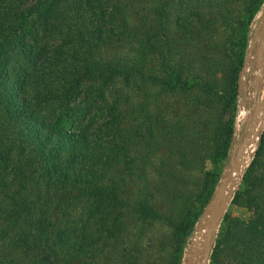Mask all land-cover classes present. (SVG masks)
I'll use <instances>...</instances> for the list:
<instances>
[{
    "label": "trees",
    "instance_id": "trees-1",
    "mask_svg": "<svg viewBox=\"0 0 264 264\" xmlns=\"http://www.w3.org/2000/svg\"><path fill=\"white\" fill-rule=\"evenodd\" d=\"M263 5L0 0V264H183ZM231 204L208 264H264V130Z\"/></svg>",
    "mask_w": 264,
    "mask_h": 264
},
{
    "label": "rangeland",
    "instance_id": "rangeland-1",
    "mask_svg": "<svg viewBox=\"0 0 264 264\" xmlns=\"http://www.w3.org/2000/svg\"><path fill=\"white\" fill-rule=\"evenodd\" d=\"M263 13H264V5H263L262 10L258 13L256 20L252 26L251 32L249 33L250 39H249V45H248V49H247V57H246L247 62H246V65H244V69H243V72L241 74V82H240L241 93H240V97H239L238 110H237L236 120H235V132H234L235 147H238V150H239L238 145L242 141V140L240 141L241 137H242V139H246V140L244 142L242 153L238 158V160H239L238 167L235 169V172L232 176V179L226 188L225 196H226V194L229 193L232 185L237 180L238 176L241 173L242 174H241L239 180L237 181V183L234 187V190L230 196V199H229L227 205L223 208L222 216H221V219L219 221V225L217 227V230L221 224V221H222L224 214H226L227 212H230V214L233 218H237V217L248 218L251 215V211H249L246 207L233 205V204H231V202L235 196L236 190L239 188V185L242 182V179H243V176L245 174L247 167L249 166L251 160L253 159V157H254L257 149H258L261 133L264 130V123H263L262 129H261V124H262V121L264 120V104H263V102H264V59L262 61V66L259 67L258 66V62H259L258 58H259L260 43L258 41H255V39H254L255 31H256L257 27L259 26V23L261 21V17L263 15ZM250 48L252 49V51H251L252 53L248 57V50ZM257 102H260V106L262 105V111H261L260 118H259V121L257 124V128L254 129V137H249L248 132L250 131L251 123H250V125H248V120H249V118H251V113L249 114L247 121L244 124H242V125H244V127L242 126L239 129L236 127L237 115H238L240 106L243 105L244 103L249 109H252V107L254 105L256 106ZM236 132H238V134ZM251 139L253 140V145H252V149L250 151V154L248 156L249 145H250ZM257 141H258V144L256 147ZM241 144H240V146H241ZM231 156H232V154H231ZM230 160H231V157H230ZM229 168H230V161L228 163H225L222 166L221 178L219 181L218 188L222 184L223 180L226 178L228 171H229ZM218 188H217V190H218ZM217 190H216V192H217ZM219 195H220V192H219ZM219 195H218V198H219ZM214 198H215V196H214ZM214 198L209 202V204L205 208L204 212L202 213V215L198 219L194 234H193L189 244L187 245V247L185 249V253H184V257H183V264H202L203 263L205 250H206L205 236L208 232V229L205 227L203 234L201 233L200 229H202L204 225H207L210 228V221H211V219H210L211 215L210 214H211V208H212ZM218 198H217V201H218ZM151 230L153 232H155L156 235H159L161 237L163 235V233L167 231V228L165 226H163L161 223L156 222L151 226ZM217 230H216V232H217ZM215 236H216V233H215ZM206 240H207V236H206ZM214 240H215V237H214ZM213 244H214V241H213ZM155 246L152 247V249L149 251H152L154 253L158 252V248H157L158 245H155ZM212 247H213V245H212ZM161 249L163 250V255L166 256L167 252L169 251V248H167V247L162 248L161 247Z\"/></svg>",
    "mask_w": 264,
    "mask_h": 264
},
{
    "label": "water",
    "instance_id": "water-1",
    "mask_svg": "<svg viewBox=\"0 0 264 264\" xmlns=\"http://www.w3.org/2000/svg\"><path fill=\"white\" fill-rule=\"evenodd\" d=\"M254 39H255V41H258L260 43L258 66L261 67L262 61L264 59V13L261 17V21L259 23V26L257 27V29L255 31ZM251 51H252V49L250 48L248 50V57L251 55V53H252ZM246 62L247 61H245V65H246ZM260 108H261L260 102H257L256 106L254 105L251 109V118H249L248 123H251L252 128L254 127L255 123L257 122L258 113L260 111ZM245 140L246 139H242V141L240 142V144L242 143L241 146H240V144L238 145L239 150H238V147H235L233 149L228 174H227L226 178L223 180L222 184L220 185V187L218 188V190L215 194V198L213 200V204H212V208H211V214H210L211 215L210 229H209V232L207 235L206 250H205L204 260H203L202 264H208L209 263V258H210V254H211V250H212V245H213L215 233H216L217 227L219 225V221L221 219L223 208H224V207H222V202L225 198L226 188L229 185V183L232 179V176L235 172V169L238 165V158H239L240 151L244 145ZM220 190H221V195H220L218 204H216L215 202H216V199L218 198Z\"/></svg>",
    "mask_w": 264,
    "mask_h": 264
},
{
    "label": "bare ground",
    "instance_id": "bare-ground-1",
    "mask_svg": "<svg viewBox=\"0 0 264 264\" xmlns=\"http://www.w3.org/2000/svg\"><path fill=\"white\" fill-rule=\"evenodd\" d=\"M261 111H262V105H261V108H260V111H259V113H258V118H257V122L255 123V125H254V127L252 128V127H250V131H249V133H248V136L249 137H254V129L255 128H257V124H258V121H259V118H260V114H261ZM251 113V109H249L246 105H245V103L243 104V105H241L240 106V109H239V112H238V115H237V121H236V127L239 129V128H241L242 126L244 127V125H242V124H244L246 121H247V119H248V116H249V114ZM248 125H250V123H248ZM238 131V130H237ZM237 134H238V132H236ZM248 137V138H249ZM247 138V139H248ZM244 146V145H243ZM242 149H243V147H242ZM242 149H241V151H240V155H241V153H242ZM239 155V156H240ZM238 164H239V160H238ZM237 167H238V165H237ZM236 167V168H237ZM220 195H221V191H220ZM220 195H219V198H220ZM219 198H218V201H217V199H216V204H218V202H219ZM224 206V200H223V202H222V207ZM210 229V228H209ZM206 242H207V240H206Z\"/></svg>",
    "mask_w": 264,
    "mask_h": 264
}]
</instances>
